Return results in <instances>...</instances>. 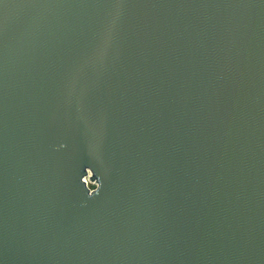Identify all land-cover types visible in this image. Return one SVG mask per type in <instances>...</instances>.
Returning a JSON list of instances; mask_svg holds the SVG:
<instances>
[{"label":"water","instance_id":"95a60500","mask_svg":"<svg viewBox=\"0 0 264 264\" xmlns=\"http://www.w3.org/2000/svg\"><path fill=\"white\" fill-rule=\"evenodd\" d=\"M0 264H264V0L0 5Z\"/></svg>","mask_w":264,"mask_h":264},{"label":"snow or ice","instance_id":"6c2138e0","mask_svg":"<svg viewBox=\"0 0 264 264\" xmlns=\"http://www.w3.org/2000/svg\"><path fill=\"white\" fill-rule=\"evenodd\" d=\"M6 0H0V5L4 4Z\"/></svg>","mask_w":264,"mask_h":264},{"label":"built area","instance_id":"2783aa9c","mask_svg":"<svg viewBox=\"0 0 264 264\" xmlns=\"http://www.w3.org/2000/svg\"><path fill=\"white\" fill-rule=\"evenodd\" d=\"M87 184L89 185V186H91V184L87 181Z\"/></svg>","mask_w":264,"mask_h":264}]
</instances>
